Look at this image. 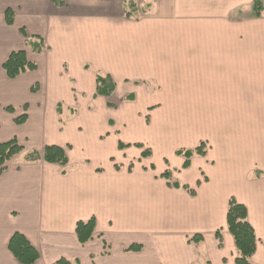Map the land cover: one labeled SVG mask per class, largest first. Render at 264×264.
<instances>
[{"label": "crops", "instance_id": "crops-1", "mask_svg": "<svg viewBox=\"0 0 264 264\" xmlns=\"http://www.w3.org/2000/svg\"><path fill=\"white\" fill-rule=\"evenodd\" d=\"M254 1L154 0L146 13L144 0H0V144L23 148L0 174V264H21L14 234L38 252L33 264H234L230 199L257 239L250 264H264V10L254 16ZM16 51L36 68L9 79L2 64ZM97 76L112 79L109 98ZM136 115L148 137L126 136ZM200 144L184 169L176 152ZM52 145L65 166L26 161ZM91 219L80 244L75 226Z\"/></svg>", "mask_w": 264, "mask_h": 264}, {"label": "trees", "instance_id": "trees-1", "mask_svg": "<svg viewBox=\"0 0 264 264\" xmlns=\"http://www.w3.org/2000/svg\"><path fill=\"white\" fill-rule=\"evenodd\" d=\"M253 15L256 17L260 16V13L264 10V0H255L252 4ZM7 23H12V13L6 11ZM35 49L37 52H41L42 47L38 45ZM36 66L27 61L24 51L12 52L2 64V69L5 75L9 79H14L19 75L33 71ZM97 96L109 98L114 92V83L109 76H97L96 78ZM113 107V106H112ZM17 124H21L24 121V117L21 116L16 120ZM122 147V145H121ZM137 147H140L139 145ZM23 148L16 142L11 140L6 143L0 144V174H2L7 167L8 162L21 153ZM149 152L142 153V157L149 156ZM178 156H182L185 159L183 168L189 167L190 158L197 155L203 156L204 146L200 144L194 149L177 151ZM42 160L48 164H55L58 166H65L67 164V156L63 148L59 146H46L44 147L41 155L37 152H31L26 156V161L34 162ZM166 180L170 179V173L165 172L162 175ZM192 193V192H191ZM95 222L93 219L86 222H77L75 226V234L80 244H85L93 238ZM226 228L231 237L233 238L234 245L237 251V257L235 258L234 264H250V259L255 253L257 239L254 235V231L251 225L247 221V212L243 205L238 204L234 199H230L228 203L226 213ZM216 238L221 242L219 233H216ZM8 249L16 260L21 264H33L39 258L38 252L24 236L20 234H14L8 243ZM137 246H132L128 250H138ZM54 264H70L65 260H59Z\"/></svg>", "mask_w": 264, "mask_h": 264}, {"label": "rangeland", "instance_id": "rangeland-1", "mask_svg": "<svg viewBox=\"0 0 264 264\" xmlns=\"http://www.w3.org/2000/svg\"><path fill=\"white\" fill-rule=\"evenodd\" d=\"M136 1V0H133ZM131 0V2H133ZM154 7V0H144V3H142V5L140 6V8L142 10H144L146 13L149 12V10H151V8ZM126 11L128 9V7H125ZM131 17L135 18V14H133L132 12L130 13ZM131 109H134V111L137 113V109L142 110L140 108H138V106H133ZM141 122H145L144 117H133V124L130 126V128L127 130L126 132V136L130 139H138V137H143V136H147L150 133V131H147V129H144V127L140 126Z\"/></svg>", "mask_w": 264, "mask_h": 264}]
</instances>
